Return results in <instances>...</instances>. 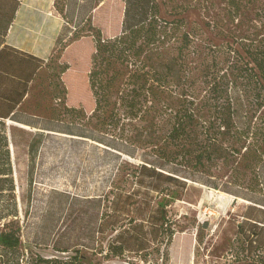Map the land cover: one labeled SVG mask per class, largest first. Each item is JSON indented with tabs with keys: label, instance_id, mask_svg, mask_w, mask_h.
Returning <instances> with one entry per match:
<instances>
[{
	"label": "trees",
	"instance_id": "16d2710c",
	"mask_svg": "<svg viewBox=\"0 0 264 264\" xmlns=\"http://www.w3.org/2000/svg\"><path fill=\"white\" fill-rule=\"evenodd\" d=\"M100 1L74 14L66 0H54L68 34L55 54L41 57L6 42L20 0H0V264H92L83 248L104 259L166 264L176 231L169 208L190 183L248 201L227 261L264 264V0H225L233 28L220 31V44L180 15L161 16L156 0H123L120 31L104 36L91 16ZM84 36L93 39L90 111L66 104L62 79L69 68L62 52ZM44 68L58 101L28 111L25 98ZM10 122L33 128L30 169L43 137L54 134L115 157L105 189L82 197L87 243L54 244L61 254L50 256L21 247Z\"/></svg>",
	"mask_w": 264,
	"mask_h": 264
},
{
	"label": "rangeland",
	"instance_id": "374dc122",
	"mask_svg": "<svg viewBox=\"0 0 264 264\" xmlns=\"http://www.w3.org/2000/svg\"><path fill=\"white\" fill-rule=\"evenodd\" d=\"M94 1L66 0L67 9L74 14L85 13ZM156 1L161 16L171 18L176 14L184 17L191 25L201 28L205 40L223 43L225 37L220 31L228 33L231 29L225 0ZM49 2L42 0L45 6ZM123 7V0H101L91 12L92 22L104 36H112L120 31ZM185 7H188L185 11L175 13ZM43 13L39 19H35L37 22L33 26L13 25L16 31L11 39L20 38L31 43V46L53 39L52 50L44 56L48 57L56 53L60 46L58 39H65L68 30L64 19L60 26H52ZM220 21L225 23L226 30L219 26L212 28L211 24ZM39 51L46 54L49 48H40ZM92 51L93 39L84 36L71 42L61 54V60L69 63V68L62 74L67 88L66 104L81 106L86 111L94 106L87 83ZM48 73L44 68L34 80L31 92L25 98L24 109H32L35 102L57 103L58 98L53 99V94L49 93L52 88L48 85ZM10 125L8 139L21 247L50 256L61 254L55 250L54 244L73 247L79 242L87 243L89 217L88 213L80 211L85 206L82 197L105 189L115 157L102 145L54 134L43 137L33 169H30L27 149L33 128L11 122ZM247 203L240 197L234 200V196L223 191L190 183L182 197L169 208L176 231L166 264H228L230 243ZM205 220L207 224L198 230L197 224ZM82 252L92 264H161L160 260L143 263L118 257L104 259L99 254H93L89 248H83Z\"/></svg>",
	"mask_w": 264,
	"mask_h": 264
},
{
	"label": "crops",
	"instance_id": "0c3cea01",
	"mask_svg": "<svg viewBox=\"0 0 264 264\" xmlns=\"http://www.w3.org/2000/svg\"><path fill=\"white\" fill-rule=\"evenodd\" d=\"M54 0H50L49 5L45 6V4L42 3V0H20V4L18 6V9L15 13L14 19L12 21V24L10 25L8 32L6 34V42L9 44H12L22 50L31 52L33 54H36L38 56L44 57L45 55L49 54V52L52 50L53 44H51L50 40H45L42 42L41 45L34 44L31 46V43L28 41H21L20 38L17 40H12L11 36L12 33L14 35L16 28H13V25L16 27V25H29L33 26L36 24L35 19H39V16H43L41 13L45 14V18L50 20V24L53 25H61L62 17L61 15L55 10L53 5ZM45 8L47 11H45ZM46 12V13H45ZM43 19V18H42ZM40 19V20H42ZM42 22V21H39ZM13 29V30H12ZM54 42V41H53ZM46 43V45H45ZM40 48H49L48 53H41L39 50Z\"/></svg>",
	"mask_w": 264,
	"mask_h": 264
},
{
	"label": "bare ground",
	"instance_id": "6f19581e",
	"mask_svg": "<svg viewBox=\"0 0 264 264\" xmlns=\"http://www.w3.org/2000/svg\"><path fill=\"white\" fill-rule=\"evenodd\" d=\"M182 203V202H181ZM181 206V205H180Z\"/></svg>",
	"mask_w": 264,
	"mask_h": 264
}]
</instances>
